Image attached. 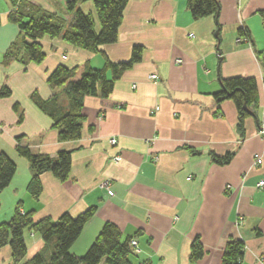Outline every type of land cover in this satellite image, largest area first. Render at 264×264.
<instances>
[{
  "label": "crops",
  "instance_id": "obj_1",
  "mask_svg": "<svg viewBox=\"0 0 264 264\" xmlns=\"http://www.w3.org/2000/svg\"><path fill=\"white\" fill-rule=\"evenodd\" d=\"M34 1L50 12L65 11V0ZM217 1L216 16L195 20L187 0H127L117 40L100 49L110 61L121 62L140 45L141 58L114 82L110 97L117 104L105 106L98 97L85 96L80 138L60 141L52 119L33 103L31 94L49 100L57 93L66 106L61 91L47 84L48 74L60 64L88 62L101 68L105 57L43 37L42 62L24 64L20 52L4 67V54L18 39L19 29L7 19L10 0H0V87L7 74L10 89L9 97L0 98V150L16 164L0 192V222L12 216L18 202L23 211L33 210L36 220L63 213L75 217L95 207L70 248L75 255L84 254L110 222L122 239L137 241L140 253L133 264H191L195 237L204 251L196 264H220L229 238L244 242L241 264H264V134L259 128L264 113V0ZM79 8L94 17L91 2ZM242 30L248 42L237 40ZM231 77L256 82L257 104L249 106L243 136L237 130L234 102L214 96L222 90V80ZM18 137L35 153L71 154L64 181L49 171L40 175L37 200L27 191L32 172L16 152ZM227 152L232 157L226 164L211 158ZM257 155L262 160L258 165ZM105 180L112 194L102 187ZM260 180L263 186L258 188ZM24 240L25 259L49 249L28 230ZM0 264H13L9 246L0 249Z\"/></svg>",
  "mask_w": 264,
  "mask_h": 264
},
{
  "label": "trees",
  "instance_id": "obj_2",
  "mask_svg": "<svg viewBox=\"0 0 264 264\" xmlns=\"http://www.w3.org/2000/svg\"><path fill=\"white\" fill-rule=\"evenodd\" d=\"M79 1L65 0V11L60 13L48 11L34 0H10L11 9L7 14L8 21L18 27L19 37L4 54L2 60L4 67L17 60L20 52L24 55L22 60L24 64L42 62L45 58L40 42L43 37L59 38L76 48L102 53L105 57L101 68H93L88 62H81L72 67L60 64L48 74L47 84L52 90L61 91L66 99V106L58 101L57 93L49 100L41 99L36 93L31 94L33 103L52 119L60 141L80 138L85 96H96L105 106L117 104V101L110 97L114 82L123 71L140 60L142 53V47L134 45L128 60L112 62L100 49L117 40L118 27L127 0H91L99 31L96 29L93 16L77 7ZM186 6L195 20L209 15L216 16L219 8L217 0H187ZM108 71L111 72L110 77L107 76ZM6 78L7 74H4L0 98L10 95V89L5 83ZM221 86L222 90L214 93V96L218 101L228 98L234 102L238 119L237 130L240 136H243L244 119L251 114L249 106L257 104L256 82L252 78L231 77L222 80ZM244 103L246 108L243 107ZM13 108L20 111L17 104H14ZM21 119L22 114L19 112V120ZM17 140L16 152L27 159L32 172L27 191L37 200L42 192L40 175L49 171L60 181H64L70 172L71 154L68 150L58 151L53 157L35 153L28 145L20 143L21 137ZM231 157L232 153L227 152L223 156L212 155L211 158L215 163L223 165L228 163ZM15 171V162L0 150V192L8 186ZM94 213L95 207H90L75 217L63 213L56 219L43 217L36 220L34 211H23L18 202L12 216L0 222V249L9 246L13 264H133L137 254L130 246L131 238L122 239L120 229L110 222L103 224L84 254L75 255L70 251L84 225ZM26 230L38 234L49 249L46 248L47 250L25 259ZM244 249L242 240L229 238L223 247L220 264H241ZM203 253L202 244L199 238L195 237L190 245V263L196 264Z\"/></svg>",
  "mask_w": 264,
  "mask_h": 264
},
{
  "label": "built area",
  "instance_id": "obj_3",
  "mask_svg": "<svg viewBox=\"0 0 264 264\" xmlns=\"http://www.w3.org/2000/svg\"><path fill=\"white\" fill-rule=\"evenodd\" d=\"M238 41H242V42H248L249 41V37H248V35L244 32V31H242V34L238 37V39H237ZM150 78L151 79H156L157 77H156V75H150ZM259 128H260V133H262V134H264V113L262 114V116H261V118H260V120H259ZM110 142L111 143H114L115 142V140L113 139V138H110ZM115 161H117L118 159H119V157L118 156H116V157H114L113 158ZM254 161H255V164H261V162H262V160H261V158L257 155V156H255V159H254ZM263 186V181L262 180H260L257 184H256V187H258V188H260V187H262ZM102 187H104L105 189H107L108 190V192H109V194H112V192L109 190V181L108 180H105V181H103L102 182ZM130 246L133 248V251L136 253V254H138V253H140V248L138 247V245H137V241L135 240V239H131L130 240ZM263 258H264V256H263Z\"/></svg>",
  "mask_w": 264,
  "mask_h": 264
},
{
  "label": "rangeland",
  "instance_id": "obj_4",
  "mask_svg": "<svg viewBox=\"0 0 264 264\" xmlns=\"http://www.w3.org/2000/svg\"><path fill=\"white\" fill-rule=\"evenodd\" d=\"M86 3V2H91L92 3V5H93V2L91 1V0H86V1H83V0H80L79 1V3H78V5H77V7H79V4L80 3ZM87 8L85 7V10H86ZM85 13H88V11H85ZM94 20H95V22H96V29H98L99 28V25H98V20H97V16H96V12L94 13ZM97 31H99V29L97 30ZM7 97H9V96H7ZM3 98H6V97H3Z\"/></svg>",
  "mask_w": 264,
  "mask_h": 264
},
{
  "label": "water",
  "instance_id": "obj_5",
  "mask_svg": "<svg viewBox=\"0 0 264 264\" xmlns=\"http://www.w3.org/2000/svg\"><path fill=\"white\" fill-rule=\"evenodd\" d=\"M243 107L246 108V104L245 103H244Z\"/></svg>",
  "mask_w": 264,
  "mask_h": 264
}]
</instances>
